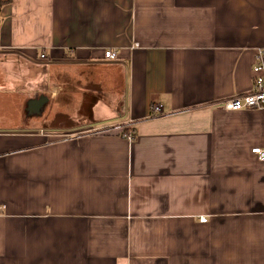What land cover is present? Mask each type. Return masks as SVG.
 Wrapping results in <instances>:
<instances>
[{
    "label": "crops",
    "instance_id": "obj_1",
    "mask_svg": "<svg viewBox=\"0 0 264 264\" xmlns=\"http://www.w3.org/2000/svg\"><path fill=\"white\" fill-rule=\"evenodd\" d=\"M3 1L0 264H264V0Z\"/></svg>",
    "mask_w": 264,
    "mask_h": 264
},
{
    "label": "built area",
    "instance_id": "obj_2",
    "mask_svg": "<svg viewBox=\"0 0 264 264\" xmlns=\"http://www.w3.org/2000/svg\"><path fill=\"white\" fill-rule=\"evenodd\" d=\"M44 57L43 54L40 55ZM103 57L106 59H115L117 51L114 49H105ZM256 61L251 67L252 84L249 90L233 95L221 101V105L226 110H241V109H264V49L258 48L255 51ZM155 112H160V107H154ZM128 138L132 136L127 135ZM251 152L260 161L264 160V149L256 146L251 149ZM200 221H206L205 217H200Z\"/></svg>",
    "mask_w": 264,
    "mask_h": 264
},
{
    "label": "water",
    "instance_id": "obj_3",
    "mask_svg": "<svg viewBox=\"0 0 264 264\" xmlns=\"http://www.w3.org/2000/svg\"><path fill=\"white\" fill-rule=\"evenodd\" d=\"M46 101V97L44 95H40L37 99H31L30 101L27 102V109L28 110H36L40 106L44 104Z\"/></svg>",
    "mask_w": 264,
    "mask_h": 264
},
{
    "label": "trees",
    "instance_id": "obj_4",
    "mask_svg": "<svg viewBox=\"0 0 264 264\" xmlns=\"http://www.w3.org/2000/svg\"><path fill=\"white\" fill-rule=\"evenodd\" d=\"M3 3H4V1L3 0H0V7L2 6Z\"/></svg>",
    "mask_w": 264,
    "mask_h": 264
}]
</instances>
